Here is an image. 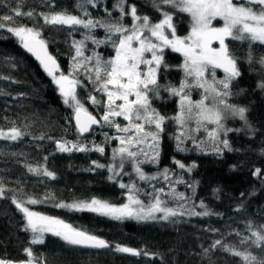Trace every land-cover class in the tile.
Segmentation results:
<instances>
[{"label":"trees","instance_id":"1","mask_svg":"<svg viewBox=\"0 0 264 264\" xmlns=\"http://www.w3.org/2000/svg\"><path fill=\"white\" fill-rule=\"evenodd\" d=\"M115 2L97 0L96 6L92 7L86 0H0V17H12L0 20L5 25L0 28V130L6 132L17 128L23 133L16 141L0 139V187L4 189L3 197H0V259L26 260L24 250L30 247L36 257L42 258L40 264H244L241 257L224 250L229 246L264 260V247H255L251 242L240 243L241 237L251 236L250 223L253 231L262 230L261 225H264V88L259 87L264 83V66L259 63L264 57V46L252 44L250 48L247 41L230 42L241 75L233 81L229 103L246 109V121L239 117H229L225 121V126L232 131L226 135L221 133L220 139H226L229 147L219 144L217 149L201 130L194 133L196 142L206 143L197 147L196 142L185 139V150L178 151L175 136L180 129L169 120L160 133L157 161L150 162L151 151L147 159L140 157L144 161L140 165L143 173L157 179L141 180L129 163L119 176H113L107 167L97 168L93 164V161L106 166L114 163L112 152L120 144L112 137L123 134L113 127L100 126L89 136H80L74 124L73 109L64 104L58 85L24 52L19 38L7 30L8 27L24 26L39 31V38L45 41L52 56L60 63L61 73L72 72L71 78L79 81L76 91L84 107L100 119L102 109L92 105L87 97L95 95L98 100L106 97L97 93L95 85L88 79L87 69L92 65L84 57L94 53L104 58L114 56L110 43L96 45L86 39L91 34L104 40L108 33L101 27L89 31L80 26L46 24L44 16L67 12L84 19L114 22L120 17L118 9L113 7ZM133 5L138 15H147L153 22L162 18L154 7V0H127L125 11ZM14 10L33 15L31 18L17 16ZM84 10L91 15L85 16ZM164 10L173 13L177 34L187 35L190 30L188 14L166 7ZM122 22L130 26L131 17L125 16ZM79 41H84V57H78L77 61L85 66L74 70L77 63L73 60L76 56L74 42ZM165 61L168 68H161L159 82L179 85L183 78L179 68L183 57L166 49ZM223 75L218 69L217 77ZM192 99H200V90L192 91ZM152 106L161 114L172 117L178 111V98L161 91L160 98L152 100ZM115 120L121 125L127 123L122 117ZM191 127L195 128V122ZM57 141L79 142L89 148L93 144L100 145L105 151L103 155L98 151L61 152L57 149ZM141 147L147 150L146 145ZM174 161L183 163L185 168H179ZM30 166L47 168L55 178L36 175L28 170ZM257 168L261 170L260 176L254 175ZM165 169L169 175L167 180L162 175ZM110 176L113 179H109ZM121 182L135 184L139 192L134 194L145 204L162 187V199L167 206L177 210L183 206L185 214L169 219L117 220L55 206L92 198L124 204L128 200V190L119 186ZM180 193L185 199H178ZM13 198L44 201L25 206L97 235L112 247L90 250L71 246L52 234H45L43 244H32V233L25 231L26 219L12 203ZM189 210H207L210 214L190 215ZM216 240L221 244L213 248ZM117 244L141 254L118 252L115 250Z\"/></svg>","mask_w":264,"mask_h":264},{"label":"snow or ice","instance_id":"2","mask_svg":"<svg viewBox=\"0 0 264 264\" xmlns=\"http://www.w3.org/2000/svg\"><path fill=\"white\" fill-rule=\"evenodd\" d=\"M86 3L95 7L97 0H86ZM126 3L127 0H116L113 7L118 9L120 17L114 22L84 19L67 12L44 16L46 24L71 28L80 26L89 29V31L101 27L108 33L104 40H99L91 34L86 36V39H90L96 45L110 43L115 52V55L110 58H104L97 53L84 57L82 51L84 41L74 42L76 56L73 57V60L77 61L78 57H84L85 61L91 63L92 67L87 69L88 79L95 85V91L106 97L105 100H98L95 95L87 97L92 105L102 109L100 119L90 113L78 97L76 88L79 81L71 78L73 73L56 75L59 66L48 53L45 41L39 38L41 35L39 31L24 26L8 27L7 30L19 38L22 46L28 52L36 56L44 70L52 77L53 82L58 85L64 104L73 109L75 127L80 136L89 133L94 125L113 127L117 133L123 134L112 137L120 144V147L113 149L112 152L114 163L106 166L93 161L97 168L107 167L113 176H119L123 172L125 164L129 163L139 179H157L155 176L148 177L143 173L140 165L144 161L140 157L144 156L147 159L148 152L151 151L150 162L157 161L159 137L160 133L164 131L163 126L167 121L174 122L180 129L179 134L175 136L178 151L185 150L183 148L185 139L196 142L194 133L201 130L207 134L214 147L218 149V145L223 144L224 148H228V141L220 139L221 133L226 135L232 131L225 126V121L229 117H239L246 121V109L229 103L233 81L241 75L238 69V60L230 47V42L247 41L250 48L252 44L264 46V0H154V7L162 16L158 22H153L147 15H138L134 5L126 12ZM80 7L83 8V5ZM165 7L174 9L178 13L188 14L190 30L187 35L177 34L176 26L173 23V13L164 10ZM14 11L17 16L27 15L31 18L33 15L31 12ZM84 15L90 16L91 14L84 10ZM108 15L111 16V13L109 12ZM125 16L131 17L130 26H126L122 22ZM10 19L12 17L7 15L0 17V20L4 21ZM214 21H222V25L215 26ZM3 27L5 25L0 23V28ZM166 49H170L173 53H180L183 57V62L179 65L183 72V78L179 85L159 82L162 78L160 76L161 68H168L165 61ZM248 59L251 63V52H249ZM259 63L264 66V57L260 58ZM84 66L83 63L77 61L74 70H79ZM218 69L224 73L222 78L217 77ZM259 87L264 88V83H261ZM194 89L200 90L199 100L192 99ZM161 91L167 92L171 97L178 98V111L172 117L161 114L152 106V100L159 99ZM117 117H122L127 123L121 125L115 120ZM192 122H195V128L191 127ZM209 125L213 127L209 128ZM153 128L154 131L151 130ZM22 135L23 133L17 128H12L8 132L0 130V139L4 140L16 141ZM105 137L108 139L107 133H105ZM204 143L206 142H196V146L200 147ZM142 145H146L147 150L145 147H141ZM56 146L61 152L98 151L103 155L105 151L103 146L93 144L89 148L79 142L57 141ZM134 148L137 150H133ZM117 158L118 163L116 162ZM174 162L179 168H185L183 163ZM28 170L36 175L55 178L54 173L47 168L30 166ZM188 171H191V168ZM162 175L167 180L169 178L168 170L165 169ZM254 175L260 176L261 170L257 168ZM113 176H110L109 179H113ZM119 186L128 190V203L118 206L92 198L90 201H78L71 204L57 203L55 206L72 211H88L117 220L125 218L156 219V213H162L161 219L185 214L183 206H181V210L167 206L166 201L162 199L164 193L162 187L156 190L151 200L145 204L134 194L139 192L135 184L126 185L121 182ZM3 194L4 189L0 187V197H3ZM177 197L181 200L185 199L182 193L177 194ZM43 202L33 198H29L27 201L12 199L16 208L24 214L25 231H31L32 244H43L45 234L50 233L71 246L91 249L112 247L108 241L97 235L73 227L57 217L32 211L25 206ZM201 207H204L203 203H201ZM188 214L209 215L210 213L207 210L204 212L189 210ZM248 228L251 231V236L241 237L240 243L251 242L255 247H264V225H261L262 230L253 231L251 223ZM236 234L240 235V233ZM220 244L221 241L216 240L212 247L215 248ZM115 250L133 255L141 254L137 250L118 244L115 245ZM224 250L241 257L244 264H264V260H258L249 252L229 246H225ZM24 251L27 256L26 260L13 262L0 259V264H40L42 258L36 257L30 247ZM144 254L147 255V253Z\"/></svg>","mask_w":264,"mask_h":264},{"label":"water","instance_id":"3","mask_svg":"<svg viewBox=\"0 0 264 264\" xmlns=\"http://www.w3.org/2000/svg\"><path fill=\"white\" fill-rule=\"evenodd\" d=\"M23 47V46H22ZM46 47H47V51H48V53L52 56V54H51V52H50V49H49V47L47 46V44H46ZM23 50H24V52L27 54V55H29L40 67H41V69L43 70V72L47 75V76H49L48 75V73L44 70V67L40 64V62H39V60H37V58H36V56L35 55H33L32 53H30V52H28L24 47H23ZM53 57V56H52ZM54 58V57H53ZM55 59V58H54ZM56 60V59H55ZM56 62H57V64H58V66H59V68H58V71L56 72V75H59V74H61V65H60V63L56 60ZM50 78H52L51 76H49ZM98 119V118H97ZM74 124H75V120H74ZM98 127H100V125H94L93 126V128H92V130L89 132V133H84L83 134V136L82 137H87V136H89L91 133H92V131H93V129L94 128H98ZM79 247V246H78ZM85 249H90V250H103V249H91V248H85ZM105 249H108V248H105Z\"/></svg>","mask_w":264,"mask_h":264},{"label":"rangeland","instance_id":"4","mask_svg":"<svg viewBox=\"0 0 264 264\" xmlns=\"http://www.w3.org/2000/svg\"><path fill=\"white\" fill-rule=\"evenodd\" d=\"M217 23L222 24V21H214V25H215V26H216ZM217 26H218V25H217ZM214 46H217V45H214ZM147 55H150V54H147ZM6 132H8V131H6ZM126 203H128V200H127ZM118 206H119V205H118ZM155 215H156V219H157V218H159V217L162 216V213H156ZM169 218H170V217H169ZM169 218H168V219H169ZM125 219H129V218H125ZM46 234H50V233H46Z\"/></svg>","mask_w":264,"mask_h":264}]
</instances>
